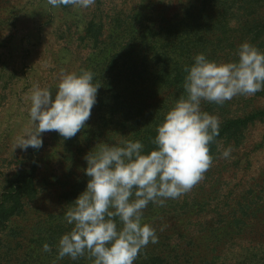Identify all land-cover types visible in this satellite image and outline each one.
Returning a JSON list of instances; mask_svg holds the SVG:
<instances>
[{"label":"rangeland","instance_id":"rangeland-1","mask_svg":"<svg viewBox=\"0 0 264 264\" xmlns=\"http://www.w3.org/2000/svg\"><path fill=\"white\" fill-rule=\"evenodd\" d=\"M163 18L197 21L201 26L197 35L207 41L201 52L210 60H238V46L244 41L264 51V33L253 43L252 35L240 39L245 21L251 26L253 19L264 21V0H95L87 8H53L47 0H0V193L6 180L21 170L18 159L27 149L15 148L18 139L35 128L29 116L33 85L49 88L54 98L62 72L91 69L94 82L104 87L103 79H96L110 74L108 59L102 57L119 55L134 38L154 39ZM92 19L103 23L98 44L84 31ZM129 78L120 85L122 99L132 102L131 122L139 126L143 119L136 124L141 117L134 113L140 112L139 89L146 85ZM173 99L170 96L166 112L175 105ZM155 102L157 110L159 102ZM152 104L148 102L145 113L155 111ZM206 107L220 122L225 117H243L264 109V90L238 94L223 104L202 100L201 108ZM104 112L108 115V108ZM111 121L102 131L103 143H111L105 135L110 127L114 130ZM54 132L41 134L39 154L38 179L47 176L51 183L0 233V264H93L87 252L75 260L57 256L59 239L72 225L63 218L64 203L69 205L62 195L66 186L60 188L53 176L63 167V146L54 141ZM229 145L232 152L225 158L221 153ZM213 157L189 191L167 199L164 205L149 202L143 210V222L156 229L159 239L145 246L134 264H264V119L250 123L238 142L223 140ZM62 221L60 235L46 241L53 224ZM17 225L22 234L20 244L14 245L9 240L10 227ZM45 242L50 252L43 250Z\"/></svg>","mask_w":264,"mask_h":264},{"label":"clouds","instance_id":"clouds-1","mask_svg":"<svg viewBox=\"0 0 264 264\" xmlns=\"http://www.w3.org/2000/svg\"><path fill=\"white\" fill-rule=\"evenodd\" d=\"M94 2L47 0L53 8H87ZM236 55L238 60L217 62L200 52L185 65L187 96L181 95L157 126L156 147L150 151L139 139H125L102 143L85 155L90 179L63 213L72 228L59 239L58 258L75 260L87 252L93 264H134L145 246L158 242L156 229L143 222V210L149 202L164 205L189 191L214 159L210 143L219 135L220 121L202 110V100L223 104L238 94L264 90V51L244 41ZM100 87L91 69L62 72L54 98L49 88L33 85L29 116L35 128L15 148L42 147L45 131L74 136L90 118ZM231 152L229 145L221 155L228 158ZM43 250L50 252L51 246L45 242Z\"/></svg>","mask_w":264,"mask_h":264},{"label":"trees","instance_id":"trees-1","mask_svg":"<svg viewBox=\"0 0 264 264\" xmlns=\"http://www.w3.org/2000/svg\"><path fill=\"white\" fill-rule=\"evenodd\" d=\"M187 13L189 14V11ZM163 19L164 21L160 22L158 31L154 34V39H146L141 36L134 38L122 47L123 52L119 55L112 54L102 57L105 60L108 59L106 65L110 74L96 78L98 81L103 79L105 83H102L104 87L98 89L100 92L97 94L98 107L92 108L93 111L91 110V116L85 122V126L70 138L62 137L57 131L54 132V141L60 142V145L63 146L61 151L63 167L57 174L59 177L53 175L59 186H66L65 194L62 195L67 199L66 203L69 205L64 203L63 213L77 198L79 191L83 192L86 188L90 177L84 172L87 167L84 157L91 150L96 151L97 147L103 143L101 140L104 137L102 131L111 119H113L111 123L114 130L112 132L110 127L109 135H112L105 134L108 141L111 140V143L108 144L120 143L125 139H139L145 145L144 151L148 152L156 147L152 140L157 134V126L164 121L167 113L165 105L170 102V96L175 97L173 103L181 95L187 96L183 86L186 76L185 65L194 63L193 57L207 48L205 46L207 41L203 36L197 35L201 30L197 21L196 23L189 22L186 18L178 21ZM251 24L252 22L245 21L241 25L240 39L252 35L251 42L253 43L263 35L264 21H259L257 18L253 19L252 26ZM84 31L86 37H91L95 44H98L103 35V23L92 19L86 23ZM259 45L262 44L259 43ZM145 47L151 51L148 52ZM136 69L139 71L137 72ZM131 76L140 80V86H142L141 83L146 85L145 88L139 89L141 97L138 110L140 112L134 113V116L141 117L136 124L143 119L139 126H135L131 122L134 119L130 116L134 107L131 106L132 102L126 104L122 99L123 91L120 88V85L122 86ZM149 101H154L155 104H152L154 110L158 105L155 101H158L159 109L145 113L147 110L145 106ZM107 108L108 115L104 112ZM208 109L209 107H206L202 110L208 112ZM96 117L101 119L92 123L91 119ZM257 118L264 119V109L243 117L223 118L220 122L219 135L210 143V154L212 156L216 154L223 140L238 142L243 137L244 130ZM40 149L41 147L33 148L32 146L27 148L26 154L18 159L21 170L9 177L2 188L0 193V233L8 228L15 218L25 213L28 204L33 202L40 191L51 183V179L47 176L43 177L41 181L38 179ZM53 225L46 241H54L56 235L59 236L65 226L63 221ZM54 227H58L59 230H55ZM10 229L9 240L14 242V245L20 244L22 230L18 225L10 227ZM2 240L0 238V244H2ZM145 264H149V262Z\"/></svg>","mask_w":264,"mask_h":264}]
</instances>
